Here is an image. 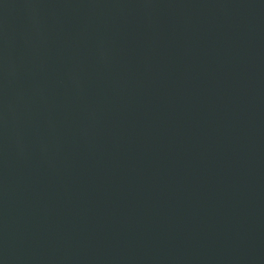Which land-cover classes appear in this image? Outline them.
I'll list each match as a JSON object with an SVG mask.
<instances>
[{
    "label": "water",
    "instance_id": "1",
    "mask_svg": "<svg viewBox=\"0 0 264 264\" xmlns=\"http://www.w3.org/2000/svg\"><path fill=\"white\" fill-rule=\"evenodd\" d=\"M0 264H264V0H0Z\"/></svg>",
    "mask_w": 264,
    "mask_h": 264
}]
</instances>
